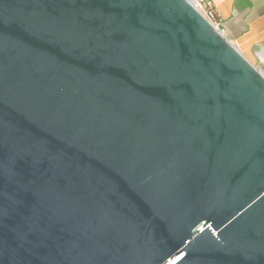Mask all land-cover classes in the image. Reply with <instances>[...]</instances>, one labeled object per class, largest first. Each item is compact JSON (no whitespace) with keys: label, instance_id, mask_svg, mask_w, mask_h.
<instances>
[{"label":"water","instance_id":"water-1","mask_svg":"<svg viewBox=\"0 0 264 264\" xmlns=\"http://www.w3.org/2000/svg\"><path fill=\"white\" fill-rule=\"evenodd\" d=\"M0 264H264V74L192 0H0Z\"/></svg>","mask_w":264,"mask_h":264},{"label":"crops","instance_id":"crops-1","mask_svg":"<svg viewBox=\"0 0 264 264\" xmlns=\"http://www.w3.org/2000/svg\"><path fill=\"white\" fill-rule=\"evenodd\" d=\"M214 11L221 32L264 69V0H201Z\"/></svg>","mask_w":264,"mask_h":264},{"label":"built area","instance_id":"built-area-1","mask_svg":"<svg viewBox=\"0 0 264 264\" xmlns=\"http://www.w3.org/2000/svg\"><path fill=\"white\" fill-rule=\"evenodd\" d=\"M192 1L194 5L207 17V13L205 11V5L203 4V2L201 0H192ZM213 24L220 30V28L218 27L216 23H213Z\"/></svg>","mask_w":264,"mask_h":264},{"label":"trees","instance_id":"trees-1","mask_svg":"<svg viewBox=\"0 0 264 264\" xmlns=\"http://www.w3.org/2000/svg\"><path fill=\"white\" fill-rule=\"evenodd\" d=\"M205 11L207 13V18L212 22V23H216V18H215V14H214V11L211 10L209 8V6L205 5Z\"/></svg>","mask_w":264,"mask_h":264},{"label":"rangeland","instance_id":"rangeland-1","mask_svg":"<svg viewBox=\"0 0 264 264\" xmlns=\"http://www.w3.org/2000/svg\"><path fill=\"white\" fill-rule=\"evenodd\" d=\"M244 56L264 74V69L261 70L259 64H257L250 55L244 54Z\"/></svg>","mask_w":264,"mask_h":264}]
</instances>
